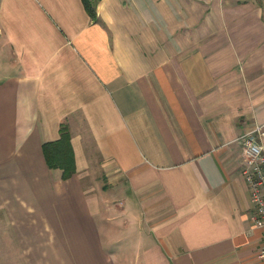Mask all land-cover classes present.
<instances>
[{"label":"crops","instance_id":"0c3cea01","mask_svg":"<svg viewBox=\"0 0 264 264\" xmlns=\"http://www.w3.org/2000/svg\"><path fill=\"white\" fill-rule=\"evenodd\" d=\"M96 18L0 0V264H264L234 140L264 124V0Z\"/></svg>","mask_w":264,"mask_h":264},{"label":"built area","instance_id":"2783aa9c","mask_svg":"<svg viewBox=\"0 0 264 264\" xmlns=\"http://www.w3.org/2000/svg\"><path fill=\"white\" fill-rule=\"evenodd\" d=\"M264 124H254L249 131L240 134V174L243 177L251 204V220L254 226L264 230ZM233 140V141H234ZM264 233V231H263ZM257 256L264 261V239Z\"/></svg>","mask_w":264,"mask_h":264},{"label":"trees","instance_id":"16d2710c","mask_svg":"<svg viewBox=\"0 0 264 264\" xmlns=\"http://www.w3.org/2000/svg\"><path fill=\"white\" fill-rule=\"evenodd\" d=\"M96 2L97 0H82L83 6L92 20L96 18ZM60 137L56 140L47 141L42 144V150L46 157L47 164L59 166L62 168V177L70 176L74 170V160L70 150L61 147L62 140L68 137V133L64 124L61 125Z\"/></svg>","mask_w":264,"mask_h":264}]
</instances>
